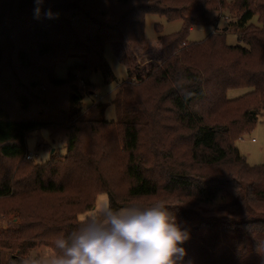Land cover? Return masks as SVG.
Segmentation results:
<instances>
[{"label": "trees", "instance_id": "obj_1", "mask_svg": "<svg viewBox=\"0 0 264 264\" xmlns=\"http://www.w3.org/2000/svg\"><path fill=\"white\" fill-rule=\"evenodd\" d=\"M228 3L0 0V160L22 161L27 136L42 129L66 150L45 165L22 162L13 175L0 173V200L20 221L0 232L1 264H24L42 245L55 251V240L102 194L115 209L133 199L164 202L188 233V261L204 253L203 264H244L264 249V165L250 167L234 145L264 111V0H233L235 20L220 34L188 39ZM148 14L181 20L183 29L148 42ZM254 16L262 28L249 25ZM228 33L240 44L228 46ZM108 45L124 56L129 75L114 101L117 121H105L101 105L79 118L85 91L78 83L94 87L98 72L106 84L115 81ZM131 46H151L158 58L134 61ZM72 57L79 62L57 79L56 61ZM234 89L251 91L230 100ZM117 180L126 185L121 200ZM6 250L17 254L7 259Z\"/></svg>", "mask_w": 264, "mask_h": 264}, {"label": "rangeland", "instance_id": "obj_2", "mask_svg": "<svg viewBox=\"0 0 264 264\" xmlns=\"http://www.w3.org/2000/svg\"><path fill=\"white\" fill-rule=\"evenodd\" d=\"M228 5L230 6V2L233 0H227ZM235 11L231 9V6L228 9L220 10L217 13L211 14V25H207L204 27H196L191 30L189 34V42L190 43H200L205 41L211 34H220L225 28L226 24L235 20L236 17ZM219 16V19H217ZM221 16L223 18L220 20ZM225 17V18H224ZM227 18V19H226ZM249 25H254V27L262 28V26L258 22L257 16H254L250 21ZM183 29V22L181 20L169 22L165 17L156 15V14H148L145 18V38L148 42L157 41L162 37L169 36L175 33L180 32ZM226 43L228 46H236L240 44L238 37L234 33H228L226 36ZM117 46V45H115ZM120 48V46H118ZM124 49V47H123ZM126 51V50H125ZM128 55L132 56V60L136 61L140 59L141 62H145V59H157L158 52L151 46H141V47H132ZM124 54V53H123ZM136 56V57H135ZM123 55L119 59L115 55V52L111 45L106 46L105 48V60L110 67L115 81L110 84H106L103 80V76L100 72L94 73L90 77V82L97 87H84L83 82L78 83V87L82 89L85 95L83 105L81 106L82 112L79 116L86 117L95 112V107L101 105V110L103 111L104 120L107 122H116V108L114 101L119 94L120 86L127 82L129 79V75L127 72V67L123 63ZM76 62H79V58H67L56 61V78L59 80H63L67 77L68 68L73 66ZM26 85V83L24 84ZM92 89V94H89ZM55 93L56 90H51ZM251 89H234L230 90L227 94L228 99L234 100L240 98L247 93H249ZM61 95L65 92L60 91ZM9 102V101H8ZM15 113L18 116L21 114L18 109H15ZM29 117V116H26ZM37 145L39 149H37ZM234 145L239 150L240 154L246 159L248 165L250 167H257L264 165V111H262L259 116L256 124L248 131H245L239 138L234 141ZM26 146L28 153L22 159V161L16 160L9 162L7 160H0V173L3 175L7 172L4 170H11V175L14 174L16 167L22 162H31L35 165H45L47 164L52 157L58 156L59 158H63L66 155L65 145L61 143V141L56 138L51 137V133L47 130H39L32 131L29 133L26 139ZM116 191L118 193V200H121L125 197L126 185H120L119 180L115 182ZM109 200L106 194L98 195L96 197L94 208L85 213L79 215V219L90 215L101 202ZM155 202L154 198H140L133 199L131 204H143L148 205ZM12 203L9 200H0V210H9L7 215H0V232H6L9 228L14 224H19L20 221L17 219L16 213H10L13 209H8L12 207ZM194 234V233H193ZM194 237H191L193 240ZM190 243V240L187 241ZM232 243V249H233ZM182 246V245H181ZM183 247V246H182ZM7 255V259L11 254H17L15 251L6 250L3 251ZM54 250L49 246H39L34 250L30 251L26 257V260L29 259H37L43 260L45 258L50 257L54 254ZM205 254L202 255H194L188 259L184 258V264H203L202 258H205ZM248 257V256H247ZM191 259V261H190ZM188 261V263H187ZM248 262V263H247ZM247 264H264V249H254V253H251L246 260ZM244 263V264H245ZM0 264H1V253H0Z\"/></svg>", "mask_w": 264, "mask_h": 264}, {"label": "clouds", "instance_id": "obj_3", "mask_svg": "<svg viewBox=\"0 0 264 264\" xmlns=\"http://www.w3.org/2000/svg\"><path fill=\"white\" fill-rule=\"evenodd\" d=\"M188 233L162 201L112 207L105 200L66 237L55 252L24 264H184Z\"/></svg>", "mask_w": 264, "mask_h": 264}, {"label": "built area", "instance_id": "obj_4", "mask_svg": "<svg viewBox=\"0 0 264 264\" xmlns=\"http://www.w3.org/2000/svg\"><path fill=\"white\" fill-rule=\"evenodd\" d=\"M225 18V17H224ZM227 19V18H226Z\"/></svg>", "mask_w": 264, "mask_h": 264}]
</instances>
